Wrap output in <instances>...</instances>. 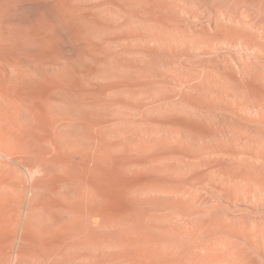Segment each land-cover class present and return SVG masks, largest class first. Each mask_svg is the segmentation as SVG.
<instances>
[{"label":"rangeland","instance_id":"1","mask_svg":"<svg viewBox=\"0 0 264 264\" xmlns=\"http://www.w3.org/2000/svg\"><path fill=\"white\" fill-rule=\"evenodd\" d=\"M0 264H264V0H0Z\"/></svg>","mask_w":264,"mask_h":264},{"label":"bare ground","instance_id":"2","mask_svg":"<svg viewBox=\"0 0 264 264\" xmlns=\"http://www.w3.org/2000/svg\"><path fill=\"white\" fill-rule=\"evenodd\" d=\"M86 161H88V160H86ZM84 184V183H83ZM80 188V189H79ZM78 188V190L76 189V192H75V194L74 195H76L78 198H82V200H83V198L84 199H86L85 197L86 196H88V191L89 190H87V186L85 185H82V188L81 187H79ZM76 197V198H77ZM88 198V197H87ZM88 216V215H87ZM88 218V217H87ZM70 220V219H69ZM38 258V257H37ZM42 259V258H41Z\"/></svg>","mask_w":264,"mask_h":264}]
</instances>
